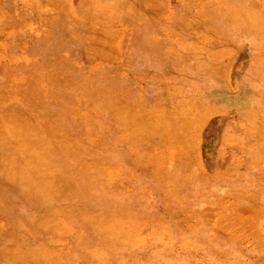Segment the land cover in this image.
Wrapping results in <instances>:
<instances>
[{"label": "bare ground", "instance_id": "1", "mask_svg": "<svg viewBox=\"0 0 264 264\" xmlns=\"http://www.w3.org/2000/svg\"><path fill=\"white\" fill-rule=\"evenodd\" d=\"M261 7L0 0V264H84L90 251L71 256L64 240L117 252L139 243L131 230L160 221L155 211L207 217L233 195L249 206L257 179L244 174L247 151L217 152L264 148L263 137L236 139L230 124L219 147L204 149L201 131L240 65L232 61L244 59L242 71L257 55L250 20ZM239 76L246 94L232 105L254 123L264 99Z\"/></svg>", "mask_w": 264, "mask_h": 264}, {"label": "rangeland", "instance_id": "2", "mask_svg": "<svg viewBox=\"0 0 264 264\" xmlns=\"http://www.w3.org/2000/svg\"><path fill=\"white\" fill-rule=\"evenodd\" d=\"M167 2L169 3V0ZM261 14V18H258L251 13L253 17L250 20L254 27L257 28V31L259 30L258 39L261 44L257 50V55L253 58L251 57V59L246 56V62L248 61V63H246V68L242 66V71L238 67L244 59L239 60L235 58L232 61L234 65L236 63L240 65L231 72L230 84L223 90L224 96H220V101H218L220 97H215L216 99L212 100L214 102L213 105L216 107L215 110L204 111L205 115L202 121L204 125L202 124L201 131L204 149L210 146L219 147L220 138L226 126H230V124L235 129L233 134L236 139L239 138V140L243 141L246 138L250 140V138L258 137L260 140L263 137V140L260 142H264V105L261 108L262 112L257 115L256 122L254 123H252V120L255 119H251L250 117H246L245 119L243 117L249 110L244 111L242 117H240L238 114L241 111H239V108L236 110L234 107L238 104L232 105L233 102L240 100V97L246 94H242L237 87V75H241L239 78L244 80V84L249 88V92L252 90L253 94L256 93L254 94L255 100L260 99L263 102L262 100L264 99L263 7H261ZM253 18L257 19L253 20ZM256 20H258V24H261L262 20V28L259 27L260 24L258 26L254 22ZM245 55V52L241 53L240 57H245ZM1 70L2 64H0V72ZM227 108L230 109L228 110ZM230 133L232 134V132ZM245 134H248L247 137ZM260 145L257 147L250 146L249 149H246V146H249L247 141L241 142L240 145H237V142H233L229 145L222 144L217 152L219 154L227 150L239 151L241 147L247 151L249 161L251 160L249 164L252 162L254 164L250 168L245 166L244 174L248 173L257 179L255 180L257 187L252 188L250 192L252 198L245 201L249 206L238 207V203L234 199L235 195H233L227 198L229 200L224 202V205H220V208L214 205L216 208L215 213L204 212L205 215H208H206L207 217L192 214L189 216L190 218L188 217L185 220L183 218L179 219L176 216L175 207L169 213L162 211L157 213L155 211L154 214L157 216L155 218H160V221H155L147 228H142L138 231L131 230L137 238L134 241L139 243H133V246L127 245L123 248L118 247L117 249L121 250L117 252L114 251L115 248L101 247L91 242H85L84 244H79V247H74L71 243L72 240L69 239L64 240L60 247L64 250H66L67 246L73 249L76 248L70 252L71 256L77 255L78 251L82 249L90 251L84 260H82L84 264H264V148ZM249 170L251 172H248ZM231 205L232 207H230ZM253 207L255 209L257 207L258 210L254 211ZM217 211H219V216L216 214ZM239 213L241 215L243 213L244 216L242 215L241 217ZM245 213H248V217ZM214 214L217 216V219ZM257 229H260V231Z\"/></svg>", "mask_w": 264, "mask_h": 264}]
</instances>
